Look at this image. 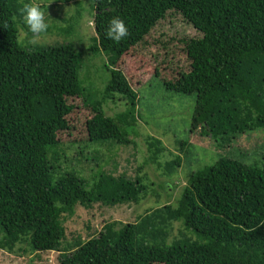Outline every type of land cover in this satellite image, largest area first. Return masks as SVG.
I'll list each match as a JSON object with an SVG mask.
<instances>
[{"label": "trees", "instance_id": "1", "mask_svg": "<svg viewBox=\"0 0 264 264\" xmlns=\"http://www.w3.org/2000/svg\"><path fill=\"white\" fill-rule=\"evenodd\" d=\"M24 4L0 0V250L13 253L27 244L33 252H59L61 264H264V156L251 154V162L244 163L220 155L189 170L175 204L133 224L108 223L88 241L76 238L67 245L63 216H73L78 205L89 210L96 204H139L147 195V178L114 176L100 166L85 178L75 172L57 177L51 158L58 157L57 136L72 111L66 102L71 97L85 96L92 109L88 143L133 144L139 98L118 65L171 11L203 35L191 51L203 68L197 65L164 86L196 95L192 134L201 130L219 150H237L241 136L264 129V0H92L96 34L89 51L106 55L110 73L96 101L83 93L69 27L61 29L62 43L19 42L20 30L27 29ZM114 17L128 29L119 42L105 36ZM54 29L60 30L48 26L44 33ZM117 97L126 109L106 116L104 103ZM148 142L149 159L159 164L163 144L153 137ZM177 144L179 150L189 147L185 156L192 162L191 146ZM180 166L176 155L166 164L167 173ZM173 223L185 233L169 243L164 233Z\"/></svg>", "mask_w": 264, "mask_h": 264}, {"label": "rangeland", "instance_id": "2", "mask_svg": "<svg viewBox=\"0 0 264 264\" xmlns=\"http://www.w3.org/2000/svg\"><path fill=\"white\" fill-rule=\"evenodd\" d=\"M28 4H38L45 13V22L56 26L52 34L42 33L37 38L40 45L62 43L66 35L61 29L69 27L72 34L68 42H73L80 59L79 79L84 92L91 100H100L103 90L110 79L107 57L100 51H89L94 47L95 28L93 25L92 0H24ZM22 2V0H21ZM19 42L31 45L34 38L28 29L22 28L18 34ZM203 35L189 25L180 14L171 11L161 20L151 33L137 47L131 50L118 65L139 98L137 133L131 134L133 144L117 145L108 142L92 145L87 142V122L93 117L90 106L85 105V96L67 98L72 111L65 115V123L60 127L57 139L59 146L56 167L59 173L75 172L80 177L90 176L91 170L102 167V171L114 176L135 179L146 177L147 195L139 204L101 206L92 209L78 205L71 217L63 216L66 230L64 245L71 244L76 238L88 241L103 231L106 224L117 222L118 227L133 224L139 216L176 203L182 189L187 185L189 170L210 164L220 155L230 156L244 163L251 162L256 155L264 156V129L241 136L235 143L237 150H219L217 143L200 134L201 130L191 133L196 95H184L167 89L164 81L175 82L181 74L196 70L201 62H193L191 51L194 42ZM35 44V45H36ZM33 45V44H32ZM79 48H78V47ZM106 116L115 117L126 109L120 97L109 100L103 106ZM159 139L165 149L159 164L150 160L148 138ZM187 142L190 161L187 164L185 153L188 146L177 144ZM252 154V155H251ZM181 157V166L167 173L166 164ZM84 177V178H85ZM185 233L180 223H173L165 231L171 243ZM191 235V234H190ZM0 264H61L59 252H33L27 244L17 247L13 253L0 250Z\"/></svg>", "mask_w": 264, "mask_h": 264}, {"label": "clouds", "instance_id": "3", "mask_svg": "<svg viewBox=\"0 0 264 264\" xmlns=\"http://www.w3.org/2000/svg\"><path fill=\"white\" fill-rule=\"evenodd\" d=\"M23 23L27 26L30 33L33 34L32 44L37 43V38L44 33L48 24L45 22V13L38 4L25 3L21 9ZM7 27V24H4ZM128 35V29L123 20L119 17L112 18L108 23V28L105 36L114 42H119L122 38Z\"/></svg>", "mask_w": 264, "mask_h": 264}]
</instances>
